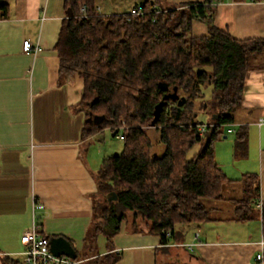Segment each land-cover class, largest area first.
Here are the masks:
<instances>
[{
	"label": "trees",
	"instance_id": "trees-1",
	"mask_svg": "<svg viewBox=\"0 0 264 264\" xmlns=\"http://www.w3.org/2000/svg\"><path fill=\"white\" fill-rule=\"evenodd\" d=\"M97 1L65 0L66 19L57 45L60 81L76 75L84 79L80 107L90 118H104L101 125L88 123L85 135L120 130L125 150L104 161L92 227L77 260L117 264L120 254L101 256L98 240L105 236L111 249L124 226L159 236L168 256L170 243L186 225L213 221L215 204L227 200L224 192L234 182L218 163L215 146L237 121L247 75L264 71V38L238 40L218 28L217 7L224 0H145L134 8L137 16H105ZM196 21L207 25V36L195 35ZM208 87L213 89L210 100L204 94ZM183 98L186 104L179 107ZM199 104L211 117L203 135L199 127L204 124L195 117ZM148 127L159 129L164 154L154 152ZM247 137V128H241L238 152ZM197 144L200 152L189 159ZM240 183L243 197L234 201L232 220L247 222L261 201L260 180L246 175ZM262 219L264 223V202ZM2 262L23 264L11 256Z\"/></svg>",
	"mask_w": 264,
	"mask_h": 264
},
{
	"label": "crops",
	"instance_id": "crops-1",
	"mask_svg": "<svg viewBox=\"0 0 264 264\" xmlns=\"http://www.w3.org/2000/svg\"><path fill=\"white\" fill-rule=\"evenodd\" d=\"M204 1L168 0L170 4ZM217 8L216 26L235 39L264 38V0H224ZM65 19V0H0V264L4 256L23 263L27 246L22 238L34 224L51 241L63 238L77 253L84 252L99 173L107 158L117 156L110 155L105 135L109 130L116 138L122 135L120 130L85 135L91 122L80 107L84 79L76 75L60 81L57 45ZM193 30L199 37L209 34L202 22L196 21ZM26 41L41 51L24 53ZM236 117L233 127L238 133L247 128L248 137L239 152L235 141L230 168L223 170L234 182L229 187L240 188L242 195L243 178H259L261 201L254 219L232 220L238 200L234 198L229 200L232 216L186 225L170 243L168 256L162 253L159 236L134 233L125 226L111 249L100 236L101 256L120 254L117 264H264V259L257 260L264 255V71L247 75ZM164 153L165 146L159 144L156 154ZM227 155L226 150L219 153L221 158ZM216 157L221 163L217 153ZM215 208V214L224 212L220 204Z\"/></svg>",
	"mask_w": 264,
	"mask_h": 264
},
{
	"label": "rangeland",
	"instance_id": "rangeland-1",
	"mask_svg": "<svg viewBox=\"0 0 264 264\" xmlns=\"http://www.w3.org/2000/svg\"><path fill=\"white\" fill-rule=\"evenodd\" d=\"M143 1L145 0H98L97 6L99 7L101 13L105 16L106 15H123V14H129L135 5H138L142 3ZM212 92H213L212 87H208L205 89L204 94L206 96V100H210L212 98ZM201 102L202 100L199 101L200 104H202ZM200 104L196 107L195 117L199 123H203L204 125H209V123H211V117L205 108L204 109L199 108L201 107ZM233 128L234 127H231L230 132H228L227 139L221 140L216 143L217 149L215 146V155L217 153L218 159H220L219 161H221L222 164L219 162L218 163L221 164L222 167L224 165L223 169L230 168L229 166L230 162H228V158H231V156L233 155L232 150H233V147L235 146V141L237 138L236 134L238 133V129L236 128L233 129ZM148 130H149V135L151 139L153 140L154 152L157 153L158 145L162 144L159 139V134H160L159 129L148 127ZM254 132L256 134V129L253 128L252 138L254 137ZM105 136H107V139L109 140V143H110L109 144V148L111 150L110 155L111 156L121 155L125 150V142L123 140H120L119 137H116V138L113 137L112 132L109 130L107 131ZM200 150H201V146L197 144L194 148H192L189 151V154H188L189 159H193L200 152ZM223 150H226L227 152L229 151V156L227 155V158L226 157L221 158V156L219 157L220 151L222 153ZM231 151H232V154H230ZM237 160L239 161V159ZM232 166H233V163H232ZM241 193H242V190L240 188L234 189L232 187H227L224 192L227 201L218 202V203L212 202V204L216 203L215 206L216 205L218 206L220 204L224 208V212L215 214V217L218 216V217L227 218V217L232 216L233 213L230 211V208H232V205L229 200L234 199V198L241 199L243 197ZM208 204L212 205L211 203H208Z\"/></svg>",
	"mask_w": 264,
	"mask_h": 264
},
{
	"label": "built area",
	"instance_id": "built-area-1",
	"mask_svg": "<svg viewBox=\"0 0 264 264\" xmlns=\"http://www.w3.org/2000/svg\"><path fill=\"white\" fill-rule=\"evenodd\" d=\"M87 12L86 8L81 10V13L84 15ZM133 16L140 15L139 10L133 9L131 11ZM23 51L27 54H32L35 52H40L41 49L39 47H35L31 42L26 41L23 44ZM208 129L207 125H201L199 127L200 134H205ZM120 140L124 141V135L119 136ZM263 208V206H262ZM22 242L27 246L25 251V258L23 264H80L78 261H74L71 258L66 256H55L51 252V240L50 238L42 235L39 232V228L37 224H34L32 230L27 232L23 238ZM264 259V255L261 254L258 256L257 260L262 261Z\"/></svg>",
	"mask_w": 264,
	"mask_h": 264
},
{
	"label": "water",
	"instance_id": "water-1",
	"mask_svg": "<svg viewBox=\"0 0 264 264\" xmlns=\"http://www.w3.org/2000/svg\"><path fill=\"white\" fill-rule=\"evenodd\" d=\"M163 89H167V85L163 84L162 85ZM177 100V98H175ZM186 104V99L183 98L180 102H179V107H183ZM158 111H160V106H158L157 108ZM214 119H217V116H215ZM104 118H90V122H95L98 125H101V123L103 122ZM228 137H225V139H227ZM114 199H117L116 194L113 195ZM51 252L55 255V256H66L68 258H71L73 260H77L78 258V253L76 252V250L74 249V247L65 239L63 238H58V239H54L51 241Z\"/></svg>",
	"mask_w": 264,
	"mask_h": 264
}]
</instances>
